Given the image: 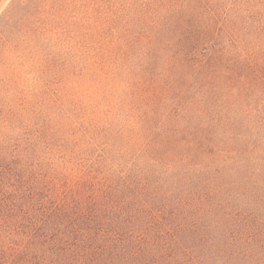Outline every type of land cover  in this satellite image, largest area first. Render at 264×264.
I'll list each match as a JSON object with an SVG mask.
<instances>
[{
  "label": "trees",
  "instance_id": "obj_1",
  "mask_svg": "<svg viewBox=\"0 0 264 264\" xmlns=\"http://www.w3.org/2000/svg\"><path fill=\"white\" fill-rule=\"evenodd\" d=\"M35 1L12 0L0 24L21 8L29 30ZM78 1L95 15L92 66L117 61L121 33L141 24L124 50L155 55L159 41L192 71V97L133 118L125 144L99 153L91 132L69 147L30 113L0 111V264H264L261 0ZM9 43L0 29V62Z\"/></svg>",
  "mask_w": 264,
  "mask_h": 264
},
{
  "label": "rangeland",
  "instance_id": "obj_2",
  "mask_svg": "<svg viewBox=\"0 0 264 264\" xmlns=\"http://www.w3.org/2000/svg\"><path fill=\"white\" fill-rule=\"evenodd\" d=\"M11 1L0 0V15ZM220 1L223 8L235 0ZM252 1L256 0H248ZM44 2H34L41 9L30 18L29 30L24 28L25 10L21 8L15 10L8 23L0 24L11 51L0 62L2 113H30L36 122H46L51 130L62 134L69 147L77 146V138L91 132L99 142L95 148L98 150L99 145L123 146L133 118L159 119L168 109L179 107V97H192L187 87L192 71L181 65L178 57L169 58L159 41L153 44L155 55L149 48L140 50L134 41L129 50H124L131 35H142L138 30L141 24L131 26L130 34L121 33L118 60L108 70L99 71L101 67L92 66V51L84 44L89 31L87 19L94 21L95 15L85 13L76 0H68L66 5L56 0L48 5V0ZM260 4L263 7L259 14L264 19V0ZM122 5L118 12L124 9ZM85 7L93 11L90 5ZM134 13L133 8L127 9L123 18L136 22ZM79 14H83L84 24H73Z\"/></svg>",
  "mask_w": 264,
  "mask_h": 264
}]
</instances>
